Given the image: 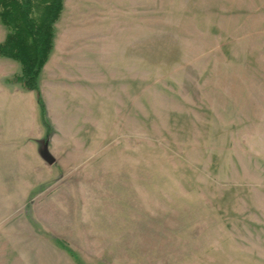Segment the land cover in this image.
<instances>
[{
    "label": "rangeland",
    "instance_id": "1",
    "mask_svg": "<svg viewBox=\"0 0 264 264\" xmlns=\"http://www.w3.org/2000/svg\"><path fill=\"white\" fill-rule=\"evenodd\" d=\"M53 28L46 123L0 94V264H264V0H63Z\"/></svg>",
    "mask_w": 264,
    "mask_h": 264
},
{
    "label": "trees",
    "instance_id": "2",
    "mask_svg": "<svg viewBox=\"0 0 264 264\" xmlns=\"http://www.w3.org/2000/svg\"><path fill=\"white\" fill-rule=\"evenodd\" d=\"M63 0H0V23L6 34L0 42V57L20 65L19 74L9 82H17L24 90L35 91L39 114L45 121V106L39 94L38 76L53 49V24L58 19ZM76 264H83L67 245L56 241Z\"/></svg>",
    "mask_w": 264,
    "mask_h": 264
},
{
    "label": "crops",
    "instance_id": "3",
    "mask_svg": "<svg viewBox=\"0 0 264 264\" xmlns=\"http://www.w3.org/2000/svg\"><path fill=\"white\" fill-rule=\"evenodd\" d=\"M5 34H6V31H5ZM4 37H5V35H4ZM4 37H3V39H4ZM11 60L12 59H10V58L0 57V63L2 64L3 69H4L2 72L4 75L3 78L8 77L9 75H13V74L17 73V71L19 70L18 66L16 64H14V62H13L14 60L13 61H11ZM2 90H3V92H2ZM28 93H30V92H28ZM28 93H25L23 89H20V87H17L14 84L8 85V84H6L4 82L2 83L0 81V94H3L4 99H7L8 101H12L13 104L19 103V105H22V102H23L25 120L26 119L29 120L30 116H32L33 119H35L37 116L36 114H37V109H38V105H37V107H35L32 102H31V104L28 103L27 107H26V105H25L26 101L28 99L32 98V94L30 96ZM8 96H10V97H8ZM12 110H14V108ZM11 120H12V118H10V120L8 119L7 122L11 124L13 122V120L12 121Z\"/></svg>",
    "mask_w": 264,
    "mask_h": 264
}]
</instances>
